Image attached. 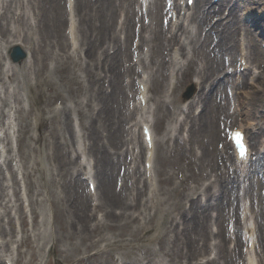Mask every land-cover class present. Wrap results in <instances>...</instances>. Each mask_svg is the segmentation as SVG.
I'll use <instances>...</instances> for the list:
<instances>
[{
  "label": "bare ground",
  "instance_id": "1",
  "mask_svg": "<svg viewBox=\"0 0 264 264\" xmlns=\"http://www.w3.org/2000/svg\"><path fill=\"white\" fill-rule=\"evenodd\" d=\"M133 1L138 3V0ZM185 1L187 2V0ZM69 2L76 14L83 13L77 26L73 16L69 19L71 39L68 35H66V39L63 36L61 27L64 24V19H59L60 15L57 13L53 17L54 28L50 31V35H53L54 40L48 44L47 48V53L50 57L49 62H43L42 67L38 69L33 64L27 63L29 61L24 63V69L27 70L28 74L30 70L35 69L37 80L35 85L28 84L29 94L27 98L29 100L32 99L34 104L42 102L39 112L37 113L33 107L26 109L23 106L24 98L21 96H18L17 100H11L9 97L4 100L0 92V100L2 101L0 116L7 115L5 111L7 106L15 105L16 110L25 118V124L18 128V137L20 139L22 137L20 132L28 134L29 139H39L30 133L32 123L27 120L29 116L34 115L36 123L43 128V139L49 138L46 132L49 121L54 122L53 140L50 144L53 151L48 156L51 160L57 162L59 166L57 174L60 179L51 176L48 180L50 194L45 195L44 198L36 197L32 199L33 221L36 224L31 230L32 233L25 235L21 241L23 244H29L30 257L26 264H37L34 259L43 258L41 251L46 244L51 243V248L58 252L57 246H59L61 241H66L62 249L63 253H59L61 259L68 261L70 258L73 259L80 253H84L87 256L86 258L78 259L80 264L84 262V259L87 264H109L108 262L116 263L117 260H121V264H237L238 257L243 260V254L240 255L243 243L241 229L244 224L240 219L239 213L242 201L240 184L244 185L243 194L253 199L254 190L252 185L250 187L245 185L249 181L248 176L252 169H250V166L246 169L241 167L246 160L238 159L237 153L233 155L231 142L224 140L222 149L218 150L215 148L211 154L213 158L217 155V159L220 158L223 165L218 164L217 159L214 161L213 158L209 157L211 152L207 148H205L206 155L202 158L199 157L200 168L207 163L205 170L214 177V181L208 183L201 181L203 179L201 174L196 175L192 185L187 186L185 184L186 179L176 182L172 180V176L162 177L161 152H163L162 146L166 143L167 135L163 134L157 138L155 131L160 130V124L163 120H166V117H174L177 114L176 110L170 108V105L182 104L183 99L177 95V91L186 82L185 77L191 75L198 76L199 82L196 81V85H198L199 90L194 98L187 100L186 115L188 119L196 121L195 129L197 132L201 131L203 133L209 130L210 123H207L210 121H208V117L204 115L203 118H200L202 114L201 116L200 114H193L194 107L197 103L203 104L206 100H209L210 90L217 82L214 77L218 72L224 70L225 65L218 59V54L221 51H227V53L234 56L239 49L241 60L247 61L246 58H252V56H247L244 52L243 43H238L236 39L230 37L229 33H231L232 26L234 28L238 26V22L240 23L239 31L249 30L247 27L250 25H248L246 19L244 20L247 24L240 21L236 7L240 5L244 11L243 14L249 17V6L254 0H241L239 4L236 2L232 4V0H219V3H216L218 4V10L215 9V4L211 0H196L194 12L189 15L190 7H187L184 15H181V10L184 8L181 6L177 10V19L175 21L171 20L167 29L163 25L160 28L151 27L153 15L156 18L158 16L163 17L165 0H150L148 15L150 12L152 22L148 26L143 22L144 16L138 17L139 12L136 8L125 5L122 0L118 3L117 0H69ZM92 2H98V4ZM186 6L188 5L186 4ZM258 6H262V4L259 3ZM105 7L110 12V15L104 9ZM120 8L121 12L125 14V19L121 26V30L125 29L123 42L118 38V32L113 28L115 17L120 13ZM225 9H228V11L223 15ZM9 10H11L10 7ZM59 10L62 14V8H59ZM214 12V15H220V18L215 22L211 19V17H214L212 16ZM3 14L0 8V29L1 31L5 28L10 30L11 28H8L2 21ZM5 14L6 16L8 15L7 13ZM131 14L136 15L139 21L142 19L139 47L143 48L144 45H148L149 49L146 54L151 56V64L147 65L142 56H140L139 61L141 62L138 64V66H144L145 69H148V72L144 71L143 75L138 73L140 77L139 84L143 83L145 86V91H143L146 100L145 106H142L140 102L139 104L136 103L133 94V81L128 82L124 86L121 84V79L124 75L126 73H134V64L139 62L130 63L122 68L123 63L126 62L130 53H132L129 45V39L133 32ZM108 16L110 17L109 23ZM188 17L190 22L186 23ZM92 19L97 20V22L93 23ZM192 22L196 24L195 29L192 28ZM220 23L223 24L226 35L224 38L220 37V39H217V43H214V46L211 47L210 40L213 36L211 30L218 27ZM205 25L210 28L205 31V36L202 38L201 33ZM79 31L85 57L92 61L82 66L88 81L85 84L80 75L76 73L78 60L74 58V53L78 49L75 38L78 39ZM146 31H150L152 34L147 36L145 34ZM215 33L222 35V32H219L218 29H216ZM2 35L4 34L2 33ZM221 39H229L225 48L221 45ZM27 40L28 43L25 46L31 49V42L28 38ZM20 43L16 39H11L8 44L3 46L0 41V53H2L3 59L8 58L7 50L10 46ZM105 43L107 45L104 47ZM69 44L74 47L73 52L66 50ZM253 45L255 46L256 44L254 43ZM54 46H57L58 50H55ZM217 47H219L218 51L216 50ZM110 48H115V50L110 52ZM212 51L216 52V57H210V59L208 54ZM184 58L186 62L181 64ZM3 59L0 57V81L2 78L1 73L8 77L10 72L14 75L18 71L16 64L9 61L7 65L2 61ZM200 59L202 65L198 66ZM101 66L105 77L110 81L109 87L112 91L108 94L103 85L101 86L103 79ZM247 66L248 61L245 69H249ZM43 69L54 75V79L46 77L43 81L41 79V70ZM258 78L259 75L256 76L255 80ZM227 79L228 76L220 78L221 81L218 83L219 90L222 89ZM228 82L232 89H236L237 86L230 81V78ZM19 83L20 81L17 79L16 87L19 86ZM239 83H243L247 87L254 84L253 81L249 82L243 78ZM83 88H86L87 91L83 99L90 98V100H93V108L97 109L94 115L88 117L89 121H84L83 123V127L87 131L86 136L90 139L88 150L94 153L101 163L96 170L94 178L91 179L96 184L95 193L98 195L96 204L93 203V195L87 191L84 187V182L80 179L81 163L77 162V158L72 156L70 151L66 150L64 155L67 143L62 137V133L67 131L70 135L71 142H68V146L74 145L79 140L78 133L73 128V119L78 106V93L83 91L81 90ZM152 90L156 92L154 95L150 94ZM219 90L216 92L217 94L220 92L219 98H217V95L215 96L216 93L210 95L216 108V113L221 118H228V114L231 117L233 116V112L230 111L231 98H227L226 101L224 92ZM244 94L249 100L254 97L251 92ZM68 99L75 104V107L66 102ZM58 100L64 103L63 107H55V103ZM151 101L155 107L151 105ZM114 102L120 103V107L117 110L113 109L116 108L112 104ZM126 102L129 105L132 103L133 107L125 106ZM239 103L240 98L238 99V105ZM226 108H228L229 113H227ZM247 109L250 110L247 113L249 118L257 117L258 105H255L254 109L252 107ZM154 111L156 112V118L151 124L153 146L149 148L146 145V149L150 153L155 150L156 156H154V163H152L151 157L145 158L147 162L152 163V167L149 170L144 166V174H146V182H144L149 183L147 189V187L143 188L140 186L141 182L139 179L142 173L137 158L141 157L144 148L134 130L138 121H143V123L150 121V115L147 114ZM46 112L49 114L48 117L45 116ZM80 116L84 120L85 115L80 114ZM258 118H264V110L259 112ZM126 119L128 129L123 126V121ZM258 124L261 126L258 127ZM0 126L4 129L5 136L3 139L10 141L12 132H14L10 123L1 120ZM241 127L243 126L241 125ZM262 127L264 128L259 122L254 125L248 122L245 128L249 129L248 133H250L252 140L258 137L257 142L263 145L264 130ZM103 130L107 131L104 136L105 139H102ZM253 130L254 133L252 132ZM125 132L126 136L124 137ZM216 136L217 131L213 130L212 137L215 138ZM120 143L122 145L126 144L127 148L123 150L122 146H119ZM131 145L132 149L136 148V146L140 147V153L131 152ZM108 146L114 147V151H111ZM118 147L122 152L117 149ZM261 153V149L258 148L256 154L258 159L263 161L264 157ZM128 156L130 157L129 162ZM14 160L15 157L11 156L10 162ZM230 162L235 167L234 169L236 171L241 170V173L236 172L234 176H231L229 174ZM20 166L21 164L18 165V167ZM118 166L123 170V173L121 171L117 173ZM8 167L11 169L10 179L14 193L18 195L19 182L16 176V169L9 163ZM43 170L45 171V168L40 169L37 164L27 166L25 167L24 177L26 179L31 178L35 172L40 171L41 179L43 180L46 178V173ZM148 171L151 173L149 177H147ZM153 172L158 175V187L154 185ZM1 178H5V176L0 165ZM117 178L124 179L121 185L122 189H117L114 186V180L116 179L117 184ZM130 179L133 180L132 185L128 186L127 182ZM170 180L171 184L165 187L164 184L166 182L169 183ZM5 189L6 182L0 180V204H4V207L9 210L11 200L8 198ZM19 199L20 197L18 196ZM35 203H40L39 210L36 208ZM44 203H49L54 208V219L57 225L50 230L47 228L46 211L43 213L40 211ZM258 206L260 205L258 204ZM15 207L21 212L24 224L26 217L24 212H22L21 203H16ZM246 207L243 211L245 221L249 219V213L252 210V207ZM98 209L101 211L102 216L92 222V216L97 214L96 210ZM214 211H216V215H214ZM260 215L264 216L263 208H261V211L257 210L255 212L256 227L247 225L245 234L249 232L254 248H256L257 242L261 241L264 251V236L261 233L262 229H264V222L259 220ZM10 219L12 218L9 216ZM213 221L218 226L216 233L210 229ZM104 227L109 230V234L103 232ZM3 231L6 232L5 229ZM258 231H260V237L257 235ZM212 235L216 236L218 241L212 243ZM179 239H181L180 243ZM230 241L234 242L233 248L229 246ZM32 242L36 244L35 249L32 246ZM101 243H104L103 247L100 245ZM118 247L122 251L120 257L115 258L114 252ZM212 247L217 250L214 257L206 258L205 261L191 260V257L196 255H205ZM5 248V250H9L8 246ZM254 248H251L250 252ZM93 249H96L95 253H91ZM68 253H71V256H68ZM3 255L5 254L3 253ZM8 255L11 256V254ZM10 256H7L6 259H9L7 262L13 263L14 257L11 256L12 258H10ZM100 256H106L102 259L104 261H96ZM1 257L2 254L0 252V259ZM244 260L247 261H245V264H256L252 255L248 258L245 257ZM260 264H263V261H260Z\"/></svg>",
  "mask_w": 264,
  "mask_h": 264
},
{
  "label": "rangeland",
  "instance_id": "2",
  "mask_svg": "<svg viewBox=\"0 0 264 264\" xmlns=\"http://www.w3.org/2000/svg\"><path fill=\"white\" fill-rule=\"evenodd\" d=\"M119 1L120 0H117V3ZM122 1L125 5H130L131 8L135 7L137 11L139 12L140 7L136 1H133V0H122ZM254 1L256 3L253 2L249 7V14L251 15V17H249L250 20H247L250 26L254 25V29L251 31L247 29L239 31L240 23L238 22V26L235 28L232 26L231 33H229L230 37L236 39L239 43L242 41L244 42L245 45H248L247 52L251 53L252 64H251V69H250L251 73H249L248 70H246L245 77L247 78V81H253L254 84L251 85L250 87H247L246 85H243L242 83L239 85L235 81L236 79L238 80V77H236L234 74V67L227 65V62H226L228 57L231 58V55L227 53V51H224V52L221 51L218 54L219 61L225 66H224V70L222 72H218V74L214 77V79H216L217 82L213 85L212 89L210 90L211 92L209 94L213 95L214 93H216L219 90L218 83L221 81L220 78L221 77L224 78L228 76V79L225 80L226 83L223 84L222 89H220L219 91L222 90L224 92V97L226 98V101H227V98L232 96L231 93L233 94L232 99H231V105H230L231 106L230 111H233V114H232L233 116L229 117V114H228V118H221L216 113V108L214 106L211 96L209 95L210 97L209 100H206L203 104L197 103V105H195L194 110H193L194 111L193 114H200V116L202 114L200 118H203V116L205 115L208 117V121H210L207 123V124L210 123V126L208 127L209 130L201 133V131L197 132L195 129L196 121L188 119L186 115V111L188 107V103H186L187 101L186 102L183 101L182 104L170 105V108L176 110L177 114L174 117H170V116L168 118L166 117V120H163V122H161L160 124L161 125L160 130L159 131L157 130L156 132L157 137L163 134L167 135L166 143L163 144L162 146L163 152H161L162 164H163L162 177L172 176L173 177L172 180L176 182H181V180L186 179L187 181L185 182V184L187 186L192 185L194 177L196 175H201V174L203 177L201 181H204V182L213 181L212 180L213 177L209 175V172L205 170L207 163L204 165V167L202 166L200 168L199 157L202 158L206 155L205 148H207L209 152H211L209 153V157L213 158L211 156L213 149L215 150V148H217L218 150H220L222 148L221 145H222V142H224L223 135L225 131H227L226 129H227V126L229 125L230 127L239 126L240 124L246 125V122L251 120L254 123L259 122L263 124L264 126V118H258L259 112L261 110H264V17H261L264 14V0H254ZM66 2H67L66 0H0L1 13H4L2 21L8 26V28H11L10 30H7V28H5L2 31L4 35H2L0 32V36H2L3 42H5L6 44L7 41H9L10 39H20L23 42L24 47H27V49L30 50L29 57L26 58L25 61L21 63L18 62V64H16V68H18V71L16 72V74L13 75L12 72H10V75L6 77L3 73H1L2 78L0 81V92L2 93V97L4 98V100H6L7 97H9L11 100H17L18 96H21L22 98H24L23 106L26 109L33 107L37 113L39 112V108L42 105V102H36L34 104L32 99L29 100L27 98L29 94L28 84L30 83L32 85H35L36 80H37L35 76V69L33 68L32 70H30V73L28 74L27 70L24 69V63L26 61H29L27 63L33 64V66L34 67L36 66L38 69L42 67L43 62H49L50 57H49V54L47 53V48H48V44L52 40H54L53 35H50V31L54 28L53 17L57 13H59L60 15L59 19L61 18L64 19V24L62 25L61 28H62L63 36L66 39V35H67L66 31L68 27V22H66V17H68ZM233 2H235V0H232V3ZM92 3L98 4V2H92ZM259 3H261L262 6H258ZM9 7L11 10H9ZM59 8L60 9L62 8V11H63L62 14L60 13ZM104 9L110 15V12L107 10V8L105 7ZM215 9L218 10V5L215 7ZM226 11H228V9L224 10L225 13ZM242 11L243 9H241L239 6L238 15L240 14L241 16ZM119 12L120 13L117 14L115 17L114 25H113V28L115 29V31L118 32V38H119V34L121 35L120 30H119L120 29L119 22L123 20V17H124L121 14V8ZM224 12H223V15H224ZM5 13H7L8 15L6 16ZM81 14L77 13V15H75V18L77 19V21H80ZM214 14L215 12L212 14L214 18L211 17V19L215 21L218 19V17H220V15H217V14L214 15ZM131 17H132V31H133V26L135 27V24H136L135 23L136 15L131 14ZM109 18L110 17L108 16L107 18L108 23L110 22ZM147 18H149V20H151L150 22H152V17L150 13H149V16H147ZM92 22L96 23L97 20L92 19ZM241 22L244 23L243 21ZM161 23H162L161 16H158L156 18L153 15V23L151 27L160 28L162 27ZM192 28L194 29L196 28V24L194 22H193ZM209 28L210 27L207 25L204 26V29L202 30V33H201L202 38L205 36V31H207ZM216 29H218L219 32H222L221 36L219 35V33H215ZM211 31H212L213 36H212V39L210 40V44L212 45L211 47H213L214 43L215 44L217 43V39H220V37L224 38V36L226 35V32L224 31L223 24L221 23L220 25H218V27H216L214 30H211ZM78 34H79V39H80L79 48L82 49L84 48V46H81L80 31L78 32ZM145 34L148 36V35H151L152 33L150 31H146ZM26 37L31 42V45H32L31 49L28 46H25V44L28 43V40ZM132 38H133V32L131 33V36L129 39L130 47L132 45L131 43ZM228 40L229 39H221V45L224 48L226 47ZM254 43L256 44L255 46L253 45ZM106 45L107 43L104 44V47ZM54 49L58 50L57 46H54ZM66 50L71 51L70 44L66 47ZM113 50L114 49H111V52ZM216 50L218 51L219 47H217ZM215 54L216 52L212 51L210 54H208V57L215 58L216 57ZM238 56H239V53H236L234 56L237 63L239 60ZM74 58L78 60V63L76 65V73L77 75H80L81 79L83 80L85 84L88 81H87V77L85 76V72L82 69V66L85 65L87 62H92V61L89 58L85 57L84 52L74 53ZM2 61L4 63L9 62L8 59L7 60L3 59ZM130 61H131V53H130L129 58L126 60V62L123 63L124 65L122 68L127 66L130 63ZM201 65H202V62L200 59L198 62V66H201ZM20 68L21 70H19ZM101 68H102V75H103L101 86L103 85L104 89L105 90L107 89L106 93L107 91L110 93V87H108L110 81L108 78L105 77L102 66ZM237 68L239 69V66H237ZM41 71H42L41 79L43 81L46 77L50 79H54V75H51L50 72H48L46 69H43ZM254 74L259 75V78L256 80L253 79L252 77L255 76ZM130 76L131 77L133 76L135 78L136 75L134 73H130V74L126 73L124 77L121 79L122 86L127 84V80L129 79ZM234 76L236 77V79L234 78ZM185 78H186V82H184L183 85L177 91V95L181 96L182 97L181 99H183L184 93L189 88H191V90L195 92L194 88L191 87L192 82H195L196 79H198V82H199V78L197 75H193L191 77L186 76ZM229 78H230V81L234 82V84L237 86L236 89L235 88L232 89V87L228 84ZM17 79H19L20 81L18 87H16ZM81 90L83 91L78 93V106H77V111L74 114V119H73V128L77 131L79 140L74 145L68 146V142H71L69 133L67 131L62 133V137L67 143L64 149V155H65L66 150L70 151L72 153V156H75L77 158L78 163H81V162L86 163V167L81 165L82 172L80 174V179L84 181V187L87 189V191H89L87 187L86 177H90L91 171L92 173L94 172L96 173V170L100 167L101 163L97 159L96 155L89 152L88 150L90 139L89 137L86 136L87 131L83 127V123L84 121L85 122L89 121L88 117L91 115H94L97 109L93 108L94 107L93 100H90V98L83 99V97L87 94L86 88H83ZM127 90L129 89L127 88ZM198 90L199 89L197 86V91ZM236 91L237 93H235ZM246 92L252 93V95L254 96L252 100H249V98L246 97V95L244 94ZM219 93L215 94V96L217 95V98H219ZM152 94H155V93L152 91ZM238 97L240 98L241 104L238 107H236L234 103H235V100L238 99ZM82 99L83 101L80 103ZM1 102L2 101L0 100V107H2ZM66 102L69 103V105L75 107V104L69 99ZM112 104L114 107H116V108H113L114 110H117V108L120 107V103L114 102ZM127 104L128 103L126 102L125 106L129 107V104L128 105ZM255 105L259 106L257 117L255 116V118H249L247 116V113L250 110L247 108L252 107L254 109ZM63 106H64V103L61 100L56 101L55 107L61 108ZM5 111L7 112V115L2 116L3 120L10 118L9 120L12 122V127L16 133L10 145L4 142L6 146H5V151L3 155H0V162L3 164L5 170H6V164L10 161L11 156L15 157V161H13L14 165L16 164V166H18L21 164L20 171L18 173V177L20 180L19 195L21 197L19 202L22 204V209L24 213L27 215V217H26V225L23 227L21 220H20V213L16 210L15 206L10 208V214L11 216H13L14 222H15L14 223V234L12 236L5 234L4 232H2V228H0V239L10 240V251H4L5 254H9V252H11L16 258H18L19 260H23L22 264H26L28 258L30 257L29 244L28 245L25 243L20 244L19 242L23 238V236L26 235V232H27V235L32 233L31 230L33 226L36 224V222L33 221V217H32L33 216V213L31 210V207H33L32 199L36 197L44 198L45 195L47 196L48 194H50L48 180L50 179L51 176H55L57 179H60V176L57 174L59 170V166L57 162L51 160L48 156L49 153L53 151L52 148L50 147V144L53 140L52 132H53L54 122L49 121V126L46 131L49 135V138H44L42 139L41 142L39 141V139H29L28 134L24 132H20L22 135L20 139L17 135L19 134L17 129L21 127V125L25 124V118H23L22 115H20V113L16 110L15 105L11 107L7 106L5 108ZM226 111L227 113H229L228 108H226ZM79 113L82 115H85L84 120L81 119V116ZM48 115H49L48 112H46L45 116L48 117ZM155 116H156L155 113L152 114L150 116V119L153 120ZM193 118L200 119L198 117H193ZM27 120H30L32 123L30 133L35 138H37L36 134L40 130L38 129L36 118L34 117V115H31L27 118ZM202 122H203V119H202ZM126 123H127V119L123 121V126L125 127V129L127 128ZM135 130L137 131V127H135ZM138 130H139V133H138L139 139L142 142L143 139H142V135L140 134L139 126H138ZM213 130L217 131V136L215 138L212 137ZM106 132H107L106 130H103L102 139H105L104 136ZM40 133L41 132H39V134ZM1 134L2 132L0 131V136ZM123 136L124 137L126 136V132L124 133ZM4 143L2 141L3 146H4ZM251 143L254 144L255 146V149L252 151V154H251V158H250L251 162L249 163V165H252L251 167L252 173L250 174L249 178L252 183V188L254 190L253 199L248 198V197L244 198V200L241 203L240 214L244 211V208L246 207V200L252 201L253 203L252 211L254 213L257 212V210L261 211V208L264 209V169H263L262 161L257 159L258 155L256 154V150L260 148L263 150L261 154L264 157V153H263L264 144L262 146L259 142H257V140L255 141L251 140ZM9 146H11V148ZM119 146H122L123 150L126 149L127 147L126 144L122 145L121 143L119 144ZM254 146L252 145V148ZM117 149L120 150L119 147ZM137 149L139 148L136 147L134 150H131V152L132 151L136 152ZM110 150L114 151V147H110ZM120 151L122 152V150ZM80 152H82V155L78 156ZM83 152H84V155H83ZM123 155H125V153H123ZM145 157H146V151L141 157V160L139 159L140 160L139 165H140V169L142 172V175L139 181L142 182V184L144 182L143 163H144ZM217 157L218 156L215 155V157L213 158L214 161H216ZM217 163L221 165L222 160L218 158ZM35 164L39 165L40 169L45 168V171L44 170L43 171L46 173V178L42 180L40 171H37L34 173L33 176H31V178L30 177L27 178L28 179L27 181L24 177L25 167L35 165ZM253 167L258 168V170L256 172H253ZM119 168L120 167L118 166L117 173L119 172ZM229 174H231V176L235 175V172L233 171L231 167L229 169ZM153 176H154V183L157 186L159 184L158 175L155 172ZM29 181H32V182H29ZM8 182H9V179L6 180V183ZM169 184H171V180L169 183L166 182L164 186L168 187ZM127 185L131 186L132 181L129 180L127 182ZM114 186L117 188L116 179L114 180ZM5 191L6 193L9 192V196L12 197L13 203H17V197L13 196L12 188H9L7 186V189H5ZM258 200H260L259 203H258ZM35 204H36V208L39 210L40 203H35ZM258 204L260 206H258ZM4 211L5 209L0 204V212L5 213ZM40 211L41 213L46 211L48 230H50L53 227H56L57 223H56V220L54 219V216H55L54 208H52L49 203H44V205L40 208ZM7 212L8 210L6 211V213ZM6 213L4 215H6ZM214 215H216L215 212H214ZM101 216H102V213L98 209L97 214L95 216H92V222H95L96 220L101 218ZM7 218L8 216L7 217L4 216V218L1 221V224L4 226V228H6L7 230H10V224L8 223ZM252 218H254V216ZM259 220L261 222H264V216L262 217L260 215ZM245 226L246 225H243L242 231ZM217 228H218L217 224L215 222H212L210 229L217 231ZM103 232L108 233L109 230L106 227H104ZM261 233L264 236V229H262ZM242 234L244 235V232H242ZM257 234L260 237V231H258ZM216 241H218V238L212 236L211 242L213 243ZM6 242L7 241H4V243ZM180 242H181V239H179V243ZM65 243L66 241H61L59 243V246H57L58 252L53 250L51 248V245L46 244L41 251L43 258L40 257L38 260L34 259L36 260L35 263L46 264L47 262L49 264H80L78 263L79 262L78 259L79 258L83 259V258H86L87 256L84 253H80L77 257H74L73 259L70 258L68 261H64L61 259V255L59 253L61 254L63 253L62 249ZM35 245H36L35 242H32V246L34 247V249H35ZM100 245L103 247L104 243H101ZM233 245H234V242L230 241L229 242V246H231L230 248H232ZM246 247H247V240L245 239L243 243L244 253L241 251V254H243V257L245 256ZM257 247H258L257 252H256L257 259L262 260L264 263V253H261L262 246L257 245ZM95 251L96 249H93L91 253H95ZM121 251L122 250L119 247L115 250L114 252L115 258L120 257ZM216 252L217 250L213 249L212 247L211 250H208V252L205 255H196L194 257H191V260L205 261L206 258L214 257ZM67 255L71 256V253H68ZM105 257L106 256H100L96 261L98 262L104 261L102 259H104ZM5 258L0 260V264H5V261H4ZM56 258L60 260V262H56L55 261ZM108 263L109 264H121V260H117L116 263H112V262H108ZM82 264H87L85 259Z\"/></svg>",
  "mask_w": 264,
  "mask_h": 264
}]
</instances>
